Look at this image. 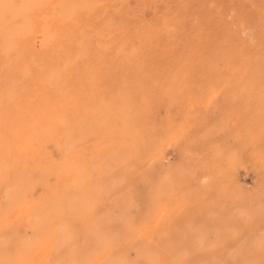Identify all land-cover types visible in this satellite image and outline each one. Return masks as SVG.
I'll return each mask as SVG.
<instances>
[{
	"label": "rangeland",
	"instance_id": "374dc122",
	"mask_svg": "<svg viewBox=\"0 0 264 264\" xmlns=\"http://www.w3.org/2000/svg\"><path fill=\"white\" fill-rule=\"evenodd\" d=\"M8 1L0 0V13L4 11L3 4H8ZM14 1L9 2L11 6H19L23 2ZM37 1L34 0L35 3L40 2ZM51 1H41L40 7L45 8H40L41 12L34 2L26 4H33H30L31 13L37 9L36 13L40 12L41 15H34L39 18L50 14V11L54 18H58L61 2L52 1V4ZM123 2L124 0H91L90 4L78 9L79 14L77 10H73L77 13H74L75 16L88 22L85 30L89 41H86L90 43L91 39L95 42L92 47L83 41V49L92 47L88 50L89 59L84 72L82 70L79 71L80 74H76L74 69H70L71 66L74 67L72 64L69 66L70 64L60 63L54 67L58 78L51 77L55 74L54 71L47 74L44 72L39 76L30 75V72L38 71L35 66L39 63L36 62L31 68L28 66L20 68L22 71L10 73L18 64L13 61L15 55H11L9 64L13 61L10 64L12 66L9 65L10 68L6 69L9 72L0 75L2 85L16 77V80L5 83V86L0 85V95L8 93L0 96V104L5 101L4 105H0V115L7 112V116H0V149L3 145L0 164L5 163L4 167L0 165V190H4L0 191V238L5 241L2 249L0 248V264L12 263L13 259V264H264V0ZM93 8L97 9L93 12L95 14L92 13ZM84 9L87 11L83 12ZM117 10L119 13H116ZM3 13L4 18H11L9 10ZM240 14H243L242 17ZM111 19L114 22H110ZM13 22L14 28L20 24L18 20ZM120 22L121 27L131 24L124 28H128L127 32L123 27L118 28L117 24ZM35 24L37 26L38 21H29V24L24 25L34 27ZM129 27L132 28L130 32ZM228 28L231 33L228 31L227 34ZM98 30L103 34L101 38L105 37L104 40L94 35L95 32L100 33ZM110 32H116L113 33L115 36H111ZM130 38H134V41ZM237 39L240 42H236ZM108 44L112 47L110 50ZM102 48L107 49L103 52ZM137 49L139 54L135 51ZM126 53L128 54L125 55ZM101 54L106 62L95 57ZM218 56L221 59H217ZM133 58L136 61L138 59V62ZM140 63L143 64L139 66ZM146 64L153 66L146 67ZM134 65L141 67L140 70ZM77 66L80 69L81 65H75L76 68ZM93 66L97 70L94 68L95 71H92ZM109 66L113 70L111 74ZM45 67L52 68L38 65L39 71ZM142 67L148 71L142 70ZM200 67L208 68L206 71L210 69L207 72L209 74ZM194 69L202 70L196 72ZM210 72L213 73L212 77ZM23 73L30 75H26L29 78L25 81ZM126 73L128 74L125 75ZM93 74L95 78H92ZM9 75L13 77L8 78ZM72 76L80 79H70ZM81 79L83 82L79 81ZM85 81L97 91L89 88L90 85ZM130 81L134 82L130 84ZM46 82L49 85H44ZM139 85L147 89L144 88L141 92ZM24 87H27L28 92ZM249 87L254 90H247ZM123 89L125 94L121 92ZM21 90L25 92H20ZM80 93L83 99L79 97ZM13 97H18L19 102L18 98ZM61 97L63 98L59 99ZM70 100L73 102L70 103ZM14 102L17 106L12 108L15 106L12 105ZM24 102L26 105H23ZM47 105L49 109L46 108ZM23 116L25 120L21 118ZM21 121L28 127L34 123L38 127L23 128ZM18 126L21 128L17 129ZM14 130L18 133L10 132ZM11 134H15V137H11ZM96 141L100 144L97 145ZM92 145H95L94 148ZM12 146L17 150L8 156L7 152L14 150ZM48 160L53 163L47 162ZM32 167L34 168L30 170ZM44 171L48 174H44ZM73 180L78 181V184ZM9 184L11 186H7ZM20 187H25L23 192L19 191ZM98 191L101 193L98 194ZM8 193L10 194L7 195ZM14 198L18 200L15 202ZM17 202H20L19 206ZM82 203L86 205L83 207ZM21 215L25 216L24 220ZM63 226H69L71 230ZM18 227L20 229L17 231ZM63 229L70 230V235L63 232ZM85 229L88 231L86 234ZM89 232L98 234L96 236L99 238L89 240L91 234L87 239ZM83 235H86L85 239ZM11 238L12 242L7 246L9 241L6 239ZM32 240L39 244L30 242ZM25 241L26 248L23 245ZM27 242L31 243L32 248H27ZM0 243L2 245V241ZM40 246V251L35 250V247ZM23 254L21 263L18 256L22 258ZM7 255L15 256L11 258Z\"/></svg>",
	"mask_w": 264,
	"mask_h": 264
},
{
	"label": "bare ground",
	"instance_id": "6f19581e",
	"mask_svg": "<svg viewBox=\"0 0 264 264\" xmlns=\"http://www.w3.org/2000/svg\"><path fill=\"white\" fill-rule=\"evenodd\" d=\"M12 1V0H11ZM10 0L8 1V4H7V2H5L3 5H4V8H3V12H7L8 10L10 11V16H11V18H4V13L3 12H1L0 13V75L1 74H4V72H9V70L8 71H6V69H8V67H9V65L13 62V61H17L18 62V64H16L17 66H16V69L14 68H12L11 70H10V73H14L16 70L17 71H22L20 68H27L28 66H29V68H31V66H32V64L33 63H39V64H36V66L35 67H37V70L38 71H34V73L33 72H30L29 74L30 75H42V73H44V72H46V74L47 73H52L53 71H54V73L55 74H52V76L51 77H53L54 79H55V77H57L58 78V76H56V70H54V67L55 66H57L58 64H60V63H64L65 65H67V64H70L69 66H71V64L74 66V67H70V69H74V72H76V74H80V72L79 71H82L83 70V72H84V70H85V66H87V65H85V64H87L88 63V50H90L92 47H93V42H94V40H91L90 39V43L88 42L89 40V38L87 39V32H86V30H85V28L87 27V25H88V22H87V20L86 19H84V18H82V17H80V16H75V14L74 13H76V12H73V10H77L78 11V9H80V8H82L83 7V5H88V4H90L91 3V0H60V5L59 4H57V5H59V10H60V14H59V16H58V18H54V15H52L51 14V11H50V14H47V15H45V16H41L40 18H39V16H35V15H37L38 13L40 14V12H41V10H40V8H42V7H40V4L43 2V0H38V1H40V2H38V3H35L34 2V0H29V1H26L25 2V0H23V2L19 5V6H17V5H15V4H13L12 6H11V4L9 3V2H11ZM14 1V0H13ZM42 1V2H41ZM52 1H58V0H52ZM50 2V3H52L53 4V2ZM129 1V0H128ZM131 1V0H130ZM139 1V0H138ZM228 1V0H227ZM27 2H34L36 5H35V7H38V9H39V11L40 12H38V13H36L38 10L37 9H35V11L36 12H32L31 13V11H32V8H31V6L33 5L32 3H29V4H26ZM97 2V1H96ZM237 2V1H236ZM242 2V1H241ZM261 2V1H260ZM14 3H15V1H14ZM17 3V2H16ZM49 3V4H50ZM101 2H99V4H100ZM104 3V2H103ZM123 3H125V0H124V2ZM126 3H127V1H126ZM129 3V2H128ZM161 3H162V1H161ZM30 4H32V5H30ZM49 4H47L48 5V7H50L51 8V6H49ZM97 4V3H96ZM44 5V4H43ZM115 5V4H114ZM232 5H234L233 3H232ZM249 5V4H248ZM247 5V6H248ZM72 6V7H71ZM102 6V5H101ZM218 6V5H217ZM253 6V5H252ZM11 7H13V9L11 8ZM22 7V8H21ZM45 7V6H44ZM55 7V6H54ZM94 7V6H93ZM98 7H100V5L98 6ZM115 7V6H114ZM117 7H118V5H117ZM117 7H115L116 9H117ZM230 7H232V6H230ZM249 7H250V5H249ZM248 7V8H249ZM263 7V6H262ZM29 8H31V10L29 9ZM53 8V7H52ZM15 10V11H12V10ZM22 9H24L23 10V12L21 11ZM43 10L45 9V8H42ZM48 9V8H47ZM54 9V8H53ZM86 9V8H85ZM85 9H84V11L83 12H86L85 11ZM87 9H88V7H87ZM94 9V8H93ZM92 9V10H93ZM146 9V8H145ZM231 9H234V7L233 8H231ZM231 9H229V11L231 10ZM240 10H241V8H239ZM1 10V9H0ZM97 10V9H96ZM96 10L94 9L93 11H92V13L93 12H96ZM2 11V10H1ZM24 11H25V13H24ZM53 11V10H52ZM102 11V10H101ZM104 11V10H103ZM119 10H117L116 11V13L118 12ZM232 11V10H231ZM243 11V10H242ZM127 12H129V11H127ZM126 12V13H127ZM212 12V11H211ZM215 11H213V13H214ZM30 13V14H29ZM36 13V14H35ZM56 13V12H55ZM78 14L80 13L79 11L77 12ZM76 13V14H77ZM102 13V12H101ZM119 13V12H118ZM35 14V15H34ZM84 14V13H83ZM90 14H91V11H90ZM93 14H95V13H93ZM212 14V13H211ZM6 15V14H5ZM41 15V14H40ZM42 15H44V14H42ZM81 15V14H80ZM241 15V14H240ZM243 15V14H242ZM242 15H241V17H242ZM94 16V15H93ZM99 16H100V14H99ZM101 16H102V14H101ZM9 17V16H8ZM119 17V16H118ZM249 17V16H248ZM91 18V17H90ZM114 18V17H113ZM112 18V19H113ZM122 18H123V16H122ZM121 18V19H122ZM205 18V17H204ZM211 18V17H210ZM110 20V22H114V20ZM118 19V18H117ZM116 19V20H117ZM15 20H18L19 22H20V24H19V26L17 27V28H14L13 27V25H12V22L13 21H15ZM35 20L36 21H38V25L36 26V24H35V26L33 27V26H31L30 25V27H28V26H25L24 24H29V21L30 22H35ZM116 20H115V22H116ZM146 20H147V18H146ZM229 20V19H228ZM252 20V19H251ZM120 21V20H119ZM17 22V21H16ZM125 22H127V20H125ZM14 23V22H13ZM231 23V22H230ZM253 23V22H252ZM110 24H112V23H110ZM116 24V23H115ZM121 22L119 23V24H117L119 27L118 28H122L121 27ZM123 24H125V23H123ZM149 24V23H148ZM153 24V23H152ZM229 24V23H228ZM17 25V24H16ZM15 25V26H16ZM34 25V24H33ZM105 25H107V24H105ZM130 26H131V24H129ZM129 25H124V27H123V29L125 28V27H127V26H129ZM231 26H232V24H230ZM135 26V25H134ZM140 26H142V25H140ZM229 26V25H228ZM107 27V26H106ZM109 27H111V26H109ZM108 27V28H109ZM117 27V26H116ZM147 27V26H146ZM151 27V26H150ZM233 27V26H232ZM94 28V27H93ZM92 28V29H93ZM117 28V30H119ZM130 28L131 27H129V32H130ZM227 28V27H226ZM234 28V27H233ZM233 28H231V29H233ZM253 28V30L255 31V29H254V27H252ZM103 29H104V27H103ZM103 29H101L102 31H103ZM132 29V28H131ZM90 30H91V28H90ZM94 30V29H93ZM114 30H115V28H114ZM125 30V29H124ZM127 30H128V28H126V30H125V32H127ZM225 30V29H224ZM234 30V29H233ZM98 31H100V30H98ZM110 31V30H109ZM228 31H230L229 30V28H228V30H227V34H228ZM235 31V30H234ZM242 31V30H241ZM246 31V30H245ZM119 32H121V31H119ZM123 32V31H122ZM121 32V33H122ZM125 32H123V33H125ZM238 32H240V31H238ZM96 33V32H95ZM94 33V35H96V36H100V38H101V36H103V34L101 33V31H100V33H98L97 32V34H95ZM113 33H116V32H112V34H111V32H110V34H111V36L112 35H114ZM136 33H137V30L135 31V36H137L136 35ZM145 33V32H144ZM164 33V32H163ZM229 33H231V31L229 32ZM233 33V32H232ZM236 33H237V31L234 33V35H236ZM241 33V32H240ZM239 33V34H240ZM102 34V35H101ZM138 34V33H137ZM225 34V33H224ZM94 35L92 36V37H94ZM148 35V34H147ZM206 35V34H205ZM223 35V34H222ZM241 35L243 36V34L241 33ZM90 36V35H89ZM111 36H110V39H112L111 38ZM115 36V35H114ZM124 36H126V35H124ZM154 36H155V34H154ZM156 36H158V34L156 35ZM131 37H133L132 35H131ZM223 37H225L224 35H223ZM237 37H239V36H237ZM252 37V36H251ZM98 38V37H97ZM116 38V37H115ZM86 39L88 40V41H86ZM95 39V38H94ZM101 39H105V37H103V38H101ZM110 39H108V40H110ZM130 39H132V38H130ZM134 39V38H133ZM132 39V40H133ZM141 39H144V38H141ZM140 39V40H141ZM217 39V38H216ZM216 39H215V41H216ZM229 39V38H228ZM241 39V38H240ZM243 39V38H242ZM107 40V41H108ZM145 40V39H144ZM209 40V39H208ZM247 40V39H246ZM251 40V39H250ZM250 40H247V41H250ZM83 41H85V42H88L89 43V46H92V47H90L89 48V46H88V50L86 49H83V46H85V42H83ZM96 42H97V40H95ZM121 41V40H120ZM126 41V40H125ZM134 41V40H133ZM138 41H139V39H138ZM143 41V40H142ZM141 41V42H142ZM156 41V40H155ZM234 41V40H233ZM232 41V42H233ZM237 41H239L238 39L236 40V42ZM242 41V40H241ZM244 41H245V39H244ZM116 42V41H115ZM115 42H114V45H115ZM121 42H123V41H121ZM131 42V41H130ZM140 42V41H139ZM138 42V43H139ZM240 42V41H239ZM95 43V42H94ZM132 43H134V42H132ZM230 43V42H229ZM244 43H250V42H244ZM110 44V43H109ZM108 44V45H109ZM119 44V43H118ZM122 44V43H121ZM142 44V43H141ZM143 44H144V42H143ZM157 44V43H156ZM134 45H135V43H134ZM209 45V44H208ZM247 45H249V44H247ZM118 46V45H117ZM125 46H127L128 47V44H126ZM140 46V45H139ZM144 46V45H143ZM224 46V45H223ZM235 46V45H234ZM238 46H240V45H238ZM242 46V45H241ZM108 47V46H107ZM116 47V46H115ZM119 47V46H118ZM123 47V46H122ZM131 47V46H130ZM133 47V46H132ZM138 47V46H137ZM142 47V46H141ZM141 47H139L140 49H141ZM248 48H249V46H247ZM85 48V47H84ZM87 48V47H86ZM112 47H111V45H109V50L111 49ZM138 48V49H139ZM145 48V47H144ZM99 49V48H98ZM103 49V48H102ZM104 49H107V48H104ZM104 49L102 50L103 52H104ZM119 49V48H118ZM132 49V48H131ZM134 49V48H133ZM138 49L137 50H135V51H137V53H138ZM139 49V50H140ZM156 49V48H155ZM210 49V48H209ZM217 48L215 47V50H216ZM232 49V48H231ZM249 49H251V48H249ZM121 50H123V49H121ZM143 50V49H142ZM98 51V50H97ZM100 51V50H99ZM124 51V50H123ZM134 51V50H133ZM146 51V50H145ZM199 51V50H198ZM198 51H196V52H198ZM201 51V50H200ZM199 51V52H200ZM204 51V50H203ZM207 51H208V49H207ZM214 51V50H213ZM233 51V50H232ZM91 52V51H90ZM89 52V53H90ZM105 52H106V50H105ZM109 52V51H108ZM119 51H117V53H118ZM131 52V51H130ZM129 52V53H130ZM216 52V51H215ZM227 52H230L231 53V51H227ZM117 53H116V55H117ZM121 53V52H120ZM205 53V55H206V52H204ZM203 53V54H204ZM233 53V52H232ZM231 53V54H232ZM128 53H126L125 55H127ZM130 54H132V53H130ZM139 54V53H138ZM197 54H199V53H197ZM212 54L214 55L215 53L214 52H212ZM243 54H245V53H243ZM11 55H15L14 57H16V58H14L13 59V61L9 64V60H10V58H11ZM102 55V54H101ZM97 55V56H95L96 58H97V60L99 59V60H101V61H103L104 60V62H106L105 61V57H104V55ZM133 55H134V53H133ZM208 55V54H207ZM121 55H119V57H120ZM123 56V55H122ZM136 56V55H135ZM138 56V55H137ZM210 56V55H209ZM215 56H216V54H215ZM220 56H222V55H220ZM128 57H130L129 55H128ZM139 57V56H138ZM149 57V56H148ZM158 57H160V56H158ZM205 57V56H204ZM233 57V56H232ZM232 57H230L231 58V60H232ZM242 57V56H241ZM118 58V57H117ZM137 58V57H136ZM151 58V57H150ZM191 58H193V57H191ZM207 58V57H206ZM214 58V57H213ZM227 58V57H226ZM112 58H110V60H111ZM127 60H128V58H126ZM134 59V58H133ZM160 59V58H159ZM194 59V58H193ZM211 59V58H210ZM217 59H221V58H219V56H218V58ZM135 60V59H134ZM164 60V59H163ZM226 60V59H225ZM264 60V59H263ZM131 60H129V62H130ZM136 61V60H135ZM140 61V60H139ZM144 60H142V62H143ZM201 61V60H200ZM199 61V62H200ZM229 61V60H228ZM16 62V63H17ZM99 62V61H98ZM103 62V63H104ZM113 62H114V59H113ZM134 62V61H133ZM136 62H138V59H137V61ZM178 62V61H177ZM102 63V64H103ZM118 63V62H117ZM123 63V62H122ZM204 64L206 63V62H203ZM208 63V62H207ZM220 63V62H219ZM226 63H228L227 61H226ZM31 64V65H30ZM57 64V65H56ZM97 64V63H96ZM99 64V63H98ZM134 64V63H133ZM137 64V63H136ZM141 64H143V63H140V64H138L139 66L141 65ZM200 64V63H199ZM231 64V63H230ZM235 64V63H234ZM38 65H41V66H43V65H47L48 67H50V66H52V68L51 69H49V68H46L45 67V69L44 70H40L39 71V68H38ZM75 65H81L80 66V69H79V66H77V68L75 67ZM83 65V66H82ZM104 66L105 65H107V64H103ZM102 65V66H103ZM132 65V64H131ZM138 65L137 66H135V67H137L138 68V70H140V68L138 67ZM145 65V64H144ZM148 64H146V67H148V66H153V65H148ZM202 65V64H201ZM207 65H209V64H207ZM12 65H10V67H11ZM34 66V65H33ZM32 66V67H33ZM95 66V65H94ZM93 66V68L91 69L92 71H93V69L94 68H96V67H94ZM97 66V65H96ZM211 66V67H210ZM210 66H208V67H210V68H212V65L210 64ZM215 66H217V65H215ZM9 67V68H10ZM66 67V66H65ZM112 67H114V66H112ZM134 67V68H135ZM196 67H197V64H196ZM254 67V66H253ZM111 67L109 66V69H110ZM121 68H123V67H121ZM126 68V67H125ZM125 68H123V69H125ZM129 68V67H128ZM143 69L142 70H145V67H142ZM197 68H199V67H197ZM200 68H202V67H200ZM207 68V67H206ZM216 68V67H215ZM61 70H63L62 68H60ZM60 69H58L59 71H60V73L62 72ZM123 69H120V71L121 70H123ZM130 69V68H129ZM170 69V68H169ZM202 69H204V68H202ZM202 69H200V70H202ZM208 69V68H207ZM207 69H204L205 71L207 70ZM214 69V68H213ZM264 68H262V70H263ZM32 70V69H31ZM96 70H97V68H96ZM99 70V69H98ZM101 70V69H100ZM105 70V69H104ZM106 70H107V68H106ZM133 70V69H132ZM141 70V71H142ZM195 70V69H194ZM200 70H195L196 72H199ZM210 70V69H209ZM208 70V71H209ZM33 71V70H32ZM59 71H58V73H59ZM65 71V70H64ZM63 71V72H64ZM94 71H95V69H94ZM113 70H112V68L110 69V74H111V72H112ZM114 71H117V69H114ZM127 71H129V70H127ZM131 71V70H130ZM145 71H148V69L147 70H145ZM158 71V70H157ZM186 71V70H185ZM190 71V70H189ZM204 71V72H205ZM208 71H206V73L208 72ZM264 71V70H263ZM67 72V71H66ZM103 72V71H102ZM123 72V71H122ZM126 72V71H125ZM124 72V73H125ZM140 72V71H139ZM143 72V71H142ZM170 72V71H169ZM187 72V71H186ZM192 72V71H191ZM201 72V71H200ZM203 72V71H202ZM215 72V71H214ZM73 73V72H72ZM113 73V72H112ZM115 73H118V72H115ZM120 73V72H119ZM123 73V74H124ZM129 73V72H128ZM128 73H126L125 75H127ZM131 73V72H130ZM167 73V72H166ZM237 73V72H236ZM250 73H251V70H250ZM257 73V72H256ZM259 73H261V71L259 72ZM7 74V73H6ZM9 74V73H8ZM24 74V73H23ZM22 74V75H23ZM65 74V73H64ZM101 74V73H100ZM132 74V73H131ZM148 74V73H147ZM147 74H146V76H147ZM152 74V73H151ZM207 74H209V73H207ZM211 74H213V73H211L210 72V76H211ZM254 74V73H253ZM252 74V75H253ZM26 75H28V74H26ZM25 74L23 75L24 76V81H25V79H28L29 77H30V75H28L29 77H27ZM57 75H59V74H57ZM62 75H63V73H62ZM82 75H84V74H82ZM90 75H91V73H90ZM94 75V74H93ZM116 75H118V74H116ZM133 75V74H132ZM163 75V74H162ZM10 76L11 75H9L8 76V78H10ZM61 76V75H60ZM107 76V75H106ZM134 76H136V74H134ZM165 76V75H164ZM249 76H251V75H249ZM257 76V75H256ZM5 77H6V75H5ZM11 77H13V76H11ZM17 77H19V76H17ZM26 77V78H25ZM51 77H49V78H51ZM76 77L77 76H72L70 79H76ZM82 77V76H81ZM96 76L94 75L92 78H95ZM126 77H128V76H126ZM212 77V76H211ZM16 78V77H15ZM15 78H13V79H15ZM48 78V77H47ZM78 78V77H77ZM83 78V77H82ZM123 78V77H122ZM158 78V77H157ZM12 79V80H13ZM23 79V78H22ZM42 79V78H41ZM78 79H80V77L78 78ZM78 79L77 80H75V81H78ZM87 79V78H86ZM134 79H137V78H134ZM252 79H253V77H252ZM1 80V79H0ZM11 80V81H12ZM16 80V79H15ZM52 80V79H51ZM62 80H63V78H62ZM61 80V81H62ZM88 80V79H87ZM94 80V79H93ZM102 80H104V79H102ZM247 80H248V78H247ZM1 81H3V80H1ZM0 81V82H1ZM11 81H7V82H11ZM22 80H20V82H21ZM23 81V82H24ZM49 82H50V79L48 80ZM60 81V82H61ZM80 82H83V79H81V80H79ZM136 81V80H135ZM252 81V80H251ZM250 81V82H251ZM7 82H4L3 83V85L5 84V83H7ZM16 82V81H15ZM49 82L47 83L46 82V84H44V85H49ZM86 83H88V81H85ZM97 82V81H96ZM122 82V81H121ZM131 82V81H130ZM134 82V81H133ZM133 82H131L130 84H132ZM139 82V81H138ZM143 82V81H142ZM246 82V81H245ZM263 82V81H262ZM93 83V82H92ZM101 83V82H100ZM99 83V84H100ZM135 83H137V81L135 82ZM161 83V82H160ZM224 83V82H223ZM25 84V83H24ZM23 84V85H24ZM80 85H81V83H79ZM85 84V83H84ZM89 84V83H88ZM1 85V87L3 86L2 84H0ZM82 85H83V83H82ZM87 85V84H86ZM90 85V84H89ZM89 85H87V86H89ZM95 85V84H94ZM157 85V84H156ZM159 85V84H158ZM243 85V84H242ZM259 85V84H258ZM5 86V85H4ZM10 86H11V84H10ZM20 86V85H19ZM25 86V85H24ZM92 85H90L89 86V88L91 87ZM135 85H133V87H134ZM138 86V85H137ZM143 86V85H142ZM142 86H140L139 85V89L141 88V92H143L142 91V89H144V88H146L147 89V87H144V88H142ZM243 86H247V85H243ZM7 87V86H6ZM21 87V86H20ZM83 87V86H82ZM81 87V88H82ZM94 87V86H93ZM103 87V86H102ZM258 87V86H257ZM24 88H26L25 90H26V92H28L27 91V87H24ZM58 88V87H57ZM57 88H54V89H57ZM62 88V87H61ZM81 88H79V89H81ZM84 88V87H83ZM89 88H86V89H88V90H90ZM92 88V87H91ZM98 88V87H97ZM230 89H231V87H229ZM261 88V87H260ZM7 89H9V87L7 88ZM11 89V88H10ZM15 89V88H14ZM78 89V90H79ZM93 90L95 89V88H92ZM130 89V88H129ZM237 89V88H236ZM248 89H251V90H254L253 88H247V90ZM12 90V89H11ZM19 90V89H18ZM25 90H24V92H25ZM35 90H37V89H35ZM58 90V89H57ZM78 90H76V92L78 91ZM85 90V89H84ZM96 90V89H95ZM99 90H103V89H99ZM126 90H128V89H126ZM151 90V89H150ZM257 90H259L260 91V89H257ZM3 91V90H2ZM1 91V92H2ZM10 91V90H9ZM82 91V90H81ZM86 91V90H85ZM85 91H82L83 93L85 92ZM97 91V90H96ZM134 92H136V90H133ZM137 91H140V90H137ZM147 91V90H146ZM156 91V90H155ZM262 91V90H261ZM260 91V92H261ZM4 92V91H3ZM12 92V91H11ZM20 92H23V90H21ZM23 92V93H24ZM51 92H53V91H51ZM51 92H50V94H51ZM62 92H64V91H62ZM68 92V91H67ZM80 92V91H79ZM103 92V91H102ZM120 92V91H119ZM121 92H124V94H125V92L126 91H124V89H123V91H121ZM168 92V91H167ZM170 92V91H169ZM4 93H6V92H4ZM3 93V94H4ZM22 93V94H23ZM78 93V92H77ZM76 93V94H77ZM87 93V92H86ZM85 93V94H86ZM91 94L93 93V92H90ZM94 93H96V92H94ZM132 93V92H131ZM245 93H246V91H245ZM251 93V92H250ZM3 94L2 95H0L1 97H3ZM6 94H8V93H6ZM20 93H18V95H19ZM40 94V93H39ZM60 94V93H59ZM66 95H68L67 93H65ZM90 94V95H91ZM100 94V93H99ZM120 94V93H119ZM134 94V93H133ZM137 94V93H136ZM135 94V95H136ZM146 95H149L150 94V92H149V94H147V93H145ZM166 94V93H165ZM243 94H244V92H243ZM249 94V93H248ZM256 94V93H255ZM258 94V93H257ZM262 94V93H261ZM13 95V94H12ZM24 95V94H23ZM37 95V94H36ZM79 95V97H80V95H81V93L80 94H78ZM96 95V94H95ZM94 95V96H95ZM97 95H98V93H97ZM5 96H7V95H5ZM15 96V95H14ZM47 96V95H46ZM54 96V95H53ZM139 96V95H138ZM244 96H245V94H244ZM255 96V95H254ZM263 96V95H262ZM9 97H10V95H9ZM8 97V98H9ZM26 97V96H25ZM48 97V96H47ZM46 97V98H47ZM60 97V96H59ZM65 97V96H64ZM82 97V96H81ZM80 97V98H81ZM90 97V96H89ZM88 97V98H89ZM121 97V96H120ZM143 97V96H142ZM245 97H247V96H245ZM13 98H18V97H13ZM56 98V97H55ZM55 98H53V99H55ZM63 97H61V98H59V99H62ZM77 98H78V96H77ZM88 98H87V100H88ZM122 98V97H121ZM140 98V97H139ZM147 98V97H146ZM148 98H150V95H149V97ZM42 99V101H43V98H41ZM50 99V98H49ZM72 99H74L75 100V98H72ZM79 99V98H78ZM81 99H83V98H81ZM90 99V98H89ZM94 99V98H93ZM99 99H101V98H99ZM124 99H126V98H124ZM1 100V99H0ZM15 100V99H14ZM33 100H35V99H33ZM32 100V101H33ZM48 100V99H47ZM57 100V99H56ZM65 100H68L67 98H65ZM86 100V99H85ZM84 100V101H85ZM86 100V101H87ZM123 100V99H122ZM142 100H144V98L142 99ZM41 101V102H42ZM60 101V100H59ZM76 101H77V99H76ZM80 101V100H79ZM82 101V100H81ZM80 101V102H81ZM131 101V100H130ZM146 101V100H145ZM1 102H2V100H1ZM5 102V101H4ZM3 102V103H4ZM17 102H19V98H18V101ZM34 102V101H33ZM58 102V101H57ZM73 101H71L70 100V103H72ZM127 102V101H126ZM132 102H135V101H132ZM3 103H1V104H3ZM8 103V102H7ZM29 103V102H28ZM46 103H49L48 101H46ZM83 103V102H82ZM82 103H80V106H82ZM137 103V102H136ZM139 103V102H138ZM141 103V102H140ZM0 104V105H1ZM32 104V103H31ZM50 104V103H49ZM68 104H69V102H68ZM79 104V103H78ZM89 104V103H88ZM141 104H143V103H141ZM141 104H139V105H141ZM4 105V104H3ZM12 105H15V106H12ZM11 106H12V108H15L17 105H16V102H14V104H12ZM23 105H26V103L24 102L23 103ZM43 105V104H42ZM73 105V104H72ZM76 105H77V103H76ZM138 105V104H137ZM136 105V106H137ZM39 107H40V104L38 105ZM135 106V107H136ZM2 107V106H1ZM0 107V108H1ZM9 106L7 105V108H8ZM135 107H133V108H135ZM11 108V107H10ZM46 108H48V105L46 106ZM50 108V107H49ZM48 108V109H49ZM56 108V107H55ZM72 108H74V107H72ZM17 109V108H16ZM59 109V108H58ZM82 109V108H81ZM136 109V108H135ZM17 110H19V109H17ZM42 110H44V109H41V111ZM47 110V109H46ZM77 110V109H76ZM83 110V109H82ZM134 110V109H133ZM0 111H2V110H0ZM5 111H7L6 109H5ZM55 111H57V110H55ZM78 111V110H77ZM80 111V110H79ZM9 112H11V111H9ZM8 112V113H9ZM29 112V111H28ZM1 113H4V112H1ZM7 113V112H6ZM6 113L5 114H2V115H0V116H2L3 117V115H5V116H7L6 115ZM85 113V112H84ZM90 114V113H89ZM44 115V114H43ZM63 115H65V114H63ZM78 115H80V114H77V116ZM87 115V114H86ZM94 115V114H93ZM52 116V115H51ZM71 116H72V114H71ZM76 116V115H75ZM76 116V117H77ZM92 116V115H91ZM99 116V115H98ZM105 116V115H104ZM13 117V116H12ZM25 116H23V117H21V118H23L24 120H25V118H24ZM53 117V116H52ZM66 117V116H65ZM94 117V116H93ZM100 117V116H99ZM55 118H59V116H55ZM55 118L53 119V120H55ZM64 117H61V119H63ZM78 118V117H77ZM85 118V117H84ZM88 118V117H87ZM86 118V119H87ZM52 119V118H51ZM60 119V118H59ZM73 119V118H72ZM71 119V120H72ZM76 119V118H75ZM82 119V118H81ZM1 120V119H0ZM6 120V119H5ZM74 120V119H73ZM83 120V119H82ZM102 120H104V119H102ZM2 121V120H1ZM4 121V120H3ZM45 121V120H44ZM47 121H49V119H47ZM64 121V120H63ZM67 121V120H66ZM87 121V120H86ZM95 121V120H94ZM22 122V121H21ZM70 122V121H69ZM77 122V121H76ZM75 122V123H76ZM89 122V121H88ZM6 123H7V121H6ZM23 123V122H22ZM21 123V124H22ZM27 123V122H26ZM38 124H39V122H37ZM72 123H73V121H72ZM95 123V122H94ZM103 123V122H102ZM101 123V124H102ZM2 124V123H1ZM25 123H23L22 125H24ZM28 124V123H27ZM55 124H56V122H55ZM69 124H71V123H69ZM88 124V123H87ZM105 124V123H104ZM8 125V124H7ZM34 125H35V123H34ZM34 125H32L33 127H34V129L36 128L37 129V127L38 126H34ZM40 125V124H39ZM81 125H83L82 123H81ZM80 125V126H81ZM91 125H93V123L91 124ZM95 125V124H94ZM97 125V124H96ZM95 125V126H96ZM2 126H4V125H2ZM20 126V125H19ZM18 126V128L17 129H20L21 127H19ZM27 125H24L23 126V128H25ZM32 126H30V127H28V128H30L31 129V127ZM41 126V125H40ZM67 126V125H66ZM65 126V127H66ZM6 127V126H5ZM32 127V128H33ZM59 127H60V125H59ZM62 127V126H61ZM72 127H75V126H72ZM89 127H90V125H89ZM98 127V126H97ZM100 127V126H99ZM41 128H42V130H43V127L41 126ZM63 128V127H62ZM29 129V130H30ZM72 129H74V128H72ZM93 129V128H92ZM96 129H98V128H96ZM7 130V129H6ZM9 130H10V128H9ZM22 130V129H21ZM28 129H26V131H27ZM41 130V131H42ZM47 130H49V129H47ZM46 130V131H47ZM64 130V132H65V128L63 129ZM67 130V129H66ZM69 130V129H68ZM77 130V129H76ZM75 130V131H76ZM80 130H82V129H80ZM18 131H20V130H18ZM34 131V130H33ZM32 131V132H33ZM52 131V130H51ZM73 131V130H72ZM71 131V132H72ZM98 131V130H97ZM10 132H17V131H10ZM25 132V131H24ZM31 132V133H32ZM40 132V131H39ZM74 132V131H73ZM77 132V131H76ZM85 132V131H84ZM96 132V131H95ZM18 133V132H17ZM16 133V134H17ZM22 133V132H21ZM26 133V132H25ZM45 133V132H44ZM80 133V132H79ZM98 133V132H97ZM101 133H103L102 131H101ZM35 134V133H34ZM51 134H53V133H51ZM51 134H50V137H51ZM63 134H65V133H63ZM68 134H70V133H68ZM68 134H66L67 136H69ZM72 134V133H71ZM70 134V135H71ZM74 134V133H73ZM95 134V133H94ZM12 135V134H11ZM15 135V134H14ZM14 135H12L11 137H13ZM44 135V134H43ZM81 135V134H80ZM98 135H99V133H98ZM97 135V136H98ZM19 136H20V134H19ZM29 136V135H28ZM45 136V135H44ZM78 136V135H77ZM77 136H75V137H77ZM82 136V135H81ZM95 137H96V135H94ZM15 137V136H14ZM64 137V136H63ZM72 137V136H71ZM74 137V138H75ZM83 137V136H82ZM93 137V136H92ZM99 137V136H98ZM53 138V137H52ZM65 138V137H64ZM67 138V137H66ZM77 138H79V137H77ZM91 138V137H90ZM1 139V138H0ZM46 139V138H45ZM48 139V138H47ZM80 139V138H79ZM17 140V139H16ZM29 140V139H28ZM34 140V139H33ZM32 140V141H33ZM37 140V139H36ZM91 140V139H90ZM2 141H4V139H2ZM32 141H31V143H32ZM35 141V140H34ZM44 141H46V140H44ZM67 141V140H66ZM88 141V140H87ZM87 141L85 142V144L87 145ZM104 141V140H103ZM10 142V141H9ZM48 142V141H47ZM57 142V141H56ZM70 142V141H69ZM72 142V141H71ZM80 143L82 142L81 140L79 141ZM97 142V141H96ZM105 142V141H104ZM11 143V142H10ZM30 142H29V144H31ZM59 143V142H58ZM84 143V142H83ZM82 143V144H83ZM89 143V142H88ZM32 144H35V143H32ZM57 144V143H56ZM75 144V143H74ZM77 144V143H76ZM75 144V145H76ZM90 144V143H89ZM100 144V143H99ZM98 144V142H97V145H99ZM13 145V144H12ZM15 145V144H14ZM69 145H71V144H69ZM74 145V146H75ZM91 145V144H90ZM72 146V145H71ZM88 146V145H87ZM93 146V145H92ZM95 146V145H94ZM94 146H93V148H94ZM7 147V146H6ZM15 147V146H14ZM13 146L11 147V148H14ZM30 148H31V146H29ZM28 147V148H29ZM2 148H3V145H2ZM0 149V151L1 150H3V149ZM10 148V149H11ZM17 148H19V147H17ZM99 148H102V147H100L99 146ZM105 148V147H104ZM9 149V148H8ZM25 149V148H24ZM92 149V148H91ZM97 149V148H96ZM7 150V149H6ZM15 150H17V149H15L14 148V150L13 151H11V150H9V151H11V152H7L8 153V156H11V155H13L14 153H15ZM29 150V149H28ZM31 150V149H30ZM33 151H34V149H32ZM8 151V150H7ZM67 151V150H66ZM68 151H70V150H68ZM102 151H104V150H102ZM34 152H36V150L34 151ZM38 152V151H37ZM100 152V151H99ZM45 153H47L46 151H45ZM66 153V152H65ZM4 154V153H3ZM64 154V153H63ZM69 154V152H67V155ZM99 154H101V152L99 153ZM0 155H2V154H0ZM82 155V154H81ZM91 155V154H90ZM46 156H47V154H46ZM65 156V155H64ZM100 156V155H99ZM135 156V155H134ZM6 157V159L8 160V158H7V156H5ZM51 157V156H50ZM91 157H92V155H91ZM10 159L9 160H11V157H9ZM74 158V157H73ZM81 158V157H80ZM65 159V158H64ZM67 159V158H66ZM72 159V158H71ZM77 160H79L78 158H76ZM96 159V158H95ZM43 160V159H42ZM81 160V159H80ZM104 160V159H103ZM0 161H2V160H0ZM20 161H22V160H20ZM20 161H18V162H20ZM32 161H34L33 159H32ZM52 160H48L47 162H51ZM64 161H66V160H64ZM70 161V160H69ZM74 161V160H73ZM72 161V162H73ZM86 161V160H85ZM97 161V160H96ZM100 162H101V160H99ZM4 162V161H3ZM9 162V161H8ZM24 162V161H23ZM103 162V161H102ZM51 163H53V162H51ZM54 163H56L55 161H54ZM86 163V162H85ZM93 163V162H92ZM5 164V163H4ZM3 164V165H4ZM40 164V163H39ZM39 164H38V166H39ZM76 164V163H75ZM74 164V165H75ZM81 164V163H80ZM90 164H91V162H90ZM0 165H2V164H0ZM2 165V166H3ZM6 165H7V167L9 166L7 163H6ZM43 165V164H42ZM50 165V164H49ZM77 165V164H76ZM83 165V164H82ZM2 166H0V167H2ZM79 166V165H78ZM77 166V167H78ZM4 167V166H3ZM35 167V166H34ZM34 167H32L30 170H32ZM43 167H45V165L43 166ZM52 167H54V165H52ZM6 168V167H5ZM25 168V167H24ZM42 168V167H41ZM88 168V167H87ZM6 169H9V168H6ZM5 169V170H6ZM26 169V168H25ZM28 169V168H27ZM36 169H37V167H36ZM35 169V170H36ZM54 169V168H53ZM84 169V168H83ZM1 170H3V169H1ZM39 170V169H38ZM37 170V171H38ZM48 170V169H47ZM55 170V169H54ZM80 170V169H79ZM28 171V170H27ZM48 171H50V170H48ZM65 171V170H64ZM72 171V170H71ZM4 172V171H3ZM15 172V171H14ZM25 172H26V170H25ZM31 172V171H30ZM61 172V171H60ZM86 172H87V170H86ZM85 172V173H86ZM2 173V172H1ZM21 174H22V172H20ZM24 173V172H23ZM34 173V172H33ZM45 173H47V171L45 172L44 171V174ZM64 173V172H63ZM69 173V172H68ZM73 173H74V171H73ZM73 173H71V174H73ZM11 174V173H10ZM19 174V173H18ZM25 174V173H24ZM43 174V175H44ZM48 174V173H47ZM58 174V173H57ZM65 174V173H64ZM75 174H76V172H75ZM20 175V174H19ZM33 175V174H32ZM31 175V176H32ZM81 175H83V174H81ZM14 176V175H13ZM12 176V177H13ZM62 176H64V175H62ZM15 177V176H14ZM23 177V176H22ZM18 178H20V176L19 177H17V179ZM29 178V177H28ZM68 178V177H67ZM75 178H76V175H75ZM1 179H3V176H2V178ZM9 179H11V178H9ZM13 180H14V178H13ZM76 180V179H75ZM75 180H73V182L75 183V182H77V184H78V181H75ZM18 181V180H17ZM9 182H10V180H9ZM6 183V182H5ZM12 183H13V181H12ZM14 183H15V181H14ZM13 183V184H14ZM74 183H73V185H74ZM18 184V183H17ZM20 184V183H19ZM15 185H16V183H15ZM15 185H12L13 187L15 186ZM7 186H11L10 184L9 185H7ZM77 186V185H76ZM78 187H79V185H78ZM21 188V187H20ZM77 188V187H76ZM5 189H6V187H5ZM22 189H25V187H23V188H21V190L19 189V191H22ZM7 190H9L8 188H7ZM7 190H5V192L7 191ZM0 191H4V190H0ZM18 191V190H17ZM17 191H16V194H17ZM4 192V193H5ZM23 192V191H22ZM3 193V192H2ZM1 193V194H2ZM7 193V192H6ZM11 193V192H10ZM10 193H8L7 195H9ZM19 193V192H18ZM101 192L100 191H98V194H100ZM19 194H21V193H19ZM15 196V195H14ZM13 195H12V197H14ZM18 195H16L15 196V198L17 197ZM2 197V196H1ZM19 197V196H18ZM14 198V199H15ZM12 200V199H11ZM18 199H15V202L17 201ZM7 201V200H6ZM14 202V203H15ZM3 203V202H2ZM4 203H8V202H4ZM13 204V202H10L9 204ZM20 202H17V205L19 204ZM78 203H80V202H78ZM69 205H70V203H68ZM83 204V203H82ZM86 204H87V202H86ZM85 203L83 204V207L86 205ZM28 205V204H27ZM30 205V204H29ZM78 205V204H77ZM91 205V204H90ZM90 205H89V207H90ZM12 206H14V204L12 205ZM19 206V205H18ZM44 206V205H43ZM27 207V206H26ZM54 207H55V205H54ZM79 207H82V206H79ZM88 207V208H89ZM55 208H57V207H55ZM75 207H73V210H76L77 211V209H74ZM77 208V207H76ZM28 209V208H27ZM48 209V208H47ZM53 209V208H52ZM70 209V208H69ZM78 209H80V208H78ZM1 210V209H0ZM72 210V209H71ZM22 211H23V209H22ZM2 212V211H1ZM25 212V211H24ZM26 213V212H25ZM44 213V212H43ZM76 213V212H75ZM14 214H16V213H14ZM19 214H21L20 212H19ZM41 215V214H40ZM21 216H24V215H21ZM49 216V215H48ZM163 216V215H162ZM16 217H17V215H16ZM35 217H37V216H35ZM35 217H33V218H35ZM38 217H40V216H38ZM32 218V217H31ZM31 218H30V221H31ZM14 219H15V217H14ZM17 219V218H16ZM25 219V216H24V218H23V220ZM36 219V218H35ZM9 220V219H8ZM20 220H22V219H20ZM40 220L42 221V219H41V217H40ZM16 221V220H15ZM29 221V220H28ZM29 221V222H30ZM10 222V221H9ZM8 222V223H9ZM17 222V221H16ZM22 222V221H21ZM40 222V221H39ZM45 222V221H44ZM7 223V224H8ZM18 223V225H19V222H17ZM24 223H25V221H24ZM28 223V222H27ZM31 223V222H30ZM29 224V223H28ZM38 224V223H37ZM55 225H56V223H54ZM15 225V224H14ZM44 225V224H43ZM11 226V225H10ZM22 227V225H19V227ZM31 226V225H30ZM35 226H37V225H35ZM18 227V229H16L17 231L20 229ZM64 227V226H63ZM63 227H61V228H63ZM23 228V227H22ZM27 228V227H26ZM64 228H66V226L64 227ZM68 228H69V226H68ZM68 228H66V229H68ZM3 229H4V227H3ZM11 229V228H10ZM54 229L56 230V227H54ZM70 230H71V228H69ZM86 229H88V228H86ZM86 229L84 230L85 232H84V234H86V232H88V231H86ZM0 230H2V228H0ZM8 230V229H7ZM7 230H6V232H7ZM50 230H52V229H50ZM49 230V231H50ZM55 230H53V231H55ZM64 230V229H63ZM63 230H61V231H63ZM70 230H68V231H63V232H67L66 234H68V235H70V233H68ZM53 231H51V232H53ZM58 231V230H57ZM73 231V230H72ZM4 232V231H3ZM2 232V233H3ZM51 232H49V233H51ZM48 233V234H49ZM55 233H56V231H55ZM54 233V235H58L59 236V234H58V232L55 234ZM72 233V232H71ZM90 233V232H89ZM4 234V233H3ZM2 234V235H3ZM63 234V233H62ZM92 234V236H90ZM19 235V234H18ZM65 235V234H64ZM63 235V236H64ZM67 235V236H68ZM71 235H74V234H71ZM90 236V238H89V240L90 239H92L93 240V237H95L94 239H98L99 237L98 236H96V235H98V234H96V233H90V234H88L87 233V236L86 235H83V238H84V236H86V238L88 239V237ZM66 236V235H65ZM69 237V236H68ZM75 237H76V235H75ZM74 237V238H75ZM78 237V236H77ZM82 237V236H81ZM92 237V238H91ZM15 238V237H14ZM3 239V238H2ZM23 239V238H22ZM55 240H57L56 238H54ZM85 239V238H84ZM0 240H1V238H0ZM12 240V238L9 240H7L6 239V241L8 242L7 243V246H8V244L10 243V241ZM60 240H62V239H60ZM69 240L71 241V239L69 238ZM77 240V239H76ZM91 240V241H92ZM2 241V245H1V243H0V248L2 249V247H3V241L4 240H1ZM0 241V242H1ZM13 241H14V239H13ZM33 241H35V240H32V241H30V242H33ZM63 241H65V240H63ZM62 241V242H63ZM70 241H68V242H70ZM5 242V241H4ZM12 242V241H11ZM37 244H39L37 241H35ZM41 242V241H40ZM22 243H24V242H22ZM29 242H27V244H28ZM35 243V244H36ZM71 243V242H70ZM5 244V243H4ZM36 244V245H37ZM6 245V244H5ZM23 245H25L24 247L26 248V241H25V244H23ZM41 245V244H40ZM6 246V247H7ZM34 246V245H33ZM5 247V248H6ZM23 247V248H24ZM41 247L42 246H40L39 248L38 247H35V248H37V249H35V250H41ZM69 247H71V246H69ZM28 249H30V248H32L31 247V243H29V246L27 247ZM75 247H73V245H72V249H74ZM105 249V248H104ZM27 250V249H26ZM39 250V251H40ZM38 251V252H39ZM73 251V250H72ZM19 253L18 254H20V251H18ZM105 252V251H104ZM40 253V252H39ZM1 257H2V255H0ZM7 256H10L11 258H14V256L15 255H13V256H11V255H7ZM24 254L22 255V258H21V256L19 255L18 257L20 258L19 260L21 261L24 257ZM41 256V255H40ZM17 257V256H16ZM37 258H39V257H37ZM13 260H15V259H13ZM12 260V263H9L8 262V264H13V262H15V261H13ZM37 260H39V259H37ZM25 261V260H24ZM28 262V261H27ZM43 262V261H42ZM2 263V262H1ZM21 263H22V261H21ZM29 263V262H28ZM28 263H25V264H28ZM36 263H38V261L36 262ZM3 264V263H2ZM7 264V263H6ZM23 264V263H22ZM30 264V263H29ZM97 264H100V263H97Z\"/></svg>",
	"mask_w": 264,
	"mask_h": 264
}]
</instances>
